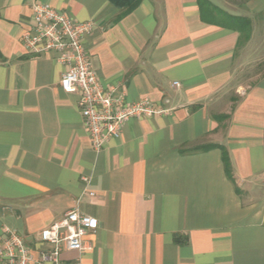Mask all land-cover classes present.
I'll use <instances>...</instances> for the list:
<instances>
[{
	"label": "crops",
	"instance_id": "0c3cea01",
	"mask_svg": "<svg viewBox=\"0 0 264 264\" xmlns=\"http://www.w3.org/2000/svg\"><path fill=\"white\" fill-rule=\"evenodd\" d=\"M35 1L93 23L84 45L105 88L166 112L95 150L59 52L22 42ZM209 1L249 18V37L198 0L122 17L110 0H0V234L16 230L33 264L73 208L99 226L64 264H264V0Z\"/></svg>",
	"mask_w": 264,
	"mask_h": 264
},
{
	"label": "built area",
	"instance_id": "2783aa9c",
	"mask_svg": "<svg viewBox=\"0 0 264 264\" xmlns=\"http://www.w3.org/2000/svg\"><path fill=\"white\" fill-rule=\"evenodd\" d=\"M32 8V24L22 34V42L32 53L59 52L58 60L66 65L60 85L65 91L79 93L78 105L95 150H101L110 139L119 138L127 120L166 112L149 97L130 102L125 94L116 95L115 88H105L101 84L84 45L85 36L93 31L91 21H75L65 11L43 2L35 1ZM84 180L90 182L89 177H84ZM90 194L95 195L94 192ZM98 226V218L84 214L78 208L69 210L63 218L41 231L42 240L52 247L41 253L40 261L64 264L60 258L62 251L85 250L88 246L84 237ZM33 261L34 256L23 237L16 230L3 226L0 264H33ZM75 264L83 263L78 260Z\"/></svg>",
	"mask_w": 264,
	"mask_h": 264
},
{
	"label": "trees",
	"instance_id": "16d2710c",
	"mask_svg": "<svg viewBox=\"0 0 264 264\" xmlns=\"http://www.w3.org/2000/svg\"><path fill=\"white\" fill-rule=\"evenodd\" d=\"M123 11L121 17L133 11L142 0H110ZM201 6V12L205 19H210L213 22L221 23L229 27H235L243 34V37H249V29L251 20L244 16H237L228 13L209 0H198Z\"/></svg>",
	"mask_w": 264,
	"mask_h": 264
}]
</instances>
